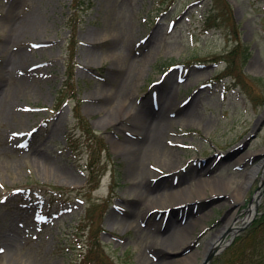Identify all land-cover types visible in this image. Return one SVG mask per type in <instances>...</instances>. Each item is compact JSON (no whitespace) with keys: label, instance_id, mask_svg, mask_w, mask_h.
<instances>
[{"label":"rangeland","instance_id":"374dc122","mask_svg":"<svg viewBox=\"0 0 264 264\" xmlns=\"http://www.w3.org/2000/svg\"><path fill=\"white\" fill-rule=\"evenodd\" d=\"M212 1L0 0V264H199L227 223L209 264L257 260L264 167L241 185L264 157V0H216L244 86L214 60L235 42L205 30ZM165 94L157 151L134 150Z\"/></svg>","mask_w":264,"mask_h":264},{"label":"bare ground","instance_id":"6f19581e","mask_svg":"<svg viewBox=\"0 0 264 264\" xmlns=\"http://www.w3.org/2000/svg\"><path fill=\"white\" fill-rule=\"evenodd\" d=\"M33 25L34 22L33 20H23L20 22H17L16 24H14L13 30L12 31H19V30H34L33 29ZM163 99V102H167L170 101V95L169 94H165L164 98L162 96L161 101ZM172 100L170 102L169 105H166L162 111V113L157 114L155 112V114L151 115L150 114H143L144 113V108L138 109V118L135 119V127L136 129H140V131L138 133H136V137L138 140L137 143V147L134 145V150L140 151V152H148L149 150L152 149V151H157L156 147H154V145L156 144V137L161 135L162 132H164L165 128H166V124L169 121V117L166 115V108H168V106L172 107ZM264 116V113L262 114ZM134 127V126H133ZM135 128H133V130H136ZM134 133V132H133ZM164 159H171L172 155L170 153H166L163 155ZM264 167V157L259 161V163L254 166L251 171L250 174L242 181V185L241 187L243 189H245V187L247 186V184L249 183V181L251 180V178L254 176V174L256 173V171L261 168ZM143 171V169L138 168L137 172ZM177 192H175V194L178 193V190H176ZM171 193H169L168 195H170ZM179 197V195H175L172 196V199ZM255 197H253L252 202L250 203V206L247 208L246 210V216L244 219V221L249 220L250 217L254 214V210H255ZM231 223H227L221 230H219L214 238L208 242L205 246L204 252H203V256L210 250V249H214V247H216L220 241L221 238H223L224 232L226 230H229L230 232H233L234 230V226L230 225ZM175 233V231H174ZM8 244V243H6Z\"/></svg>","mask_w":264,"mask_h":264},{"label":"trees","instance_id":"16d2710c","mask_svg":"<svg viewBox=\"0 0 264 264\" xmlns=\"http://www.w3.org/2000/svg\"><path fill=\"white\" fill-rule=\"evenodd\" d=\"M215 4H212L210 8H206V10L203 13V24L205 25V30L211 29L213 27L219 28L223 27L222 25H226V29L228 31L227 35L231 39L234 40L235 44L233 47L226 51L224 55L221 56H214V60L217 58H221L225 61L226 63V68H227V73L228 74H233V78L235 82L241 86H244V82L240 80L239 76L237 74H234V69H236L239 64L243 63L245 60L248 59L250 52L248 49V46L245 45L240 37H239V30H238V24L234 21L233 17L231 16L230 8L228 5L224 4L222 7L214 11V9L217 8L216 5V0H213ZM212 1V3H214ZM86 2L85 0H81L78 2L76 0V5L75 8L77 11L83 10L85 8ZM257 80L260 81V78H257ZM89 168H92V164L89 165ZM253 227H261V229L264 230V213L260 215L253 223ZM255 232H252V230L249 232L250 234L248 235L249 238L254 237L257 229H254ZM252 239V238H251ZM264 239V235H263ZM253 241V240H251ZM257 241V240H255ZM259 241V240H258ZM264 241V240H263ZM255 243V242H254ZM231 248V247H230ZM257 248V247H256ZM256 253V258L257 260H249L247 264H264V246L257 249V251H254ZM98 256H96L94 261L101 263H105V260L101 258V260L98 261ZM91 261V260H90ZM231 261V260H230ZM233 264V261H232Z\"/></svg>","mask_w":264,"mask_h":264},{"label":"water","instance_id":"95a60500","mask_svg":"<svg viewBox=\"0 0 264 264\" xmlns=\"http://www.w3.org/2000/svg\"><path fill=\"white\" fill-rule=\"evenodd\" d=\"M254 135V134H252ZM255 210H254V214L256 213V207H257V203L255 204ZM254 214L250 217V219L247 221V223L254 217ZM236 231H233V234H235ZM222 240V238H221ZM221 250V247H214V249H210L201 259L199 264H208L211 257L213 256V254L219 252Z\"/></svg>","mask_w":264,"mask_h":264},{"label":"snow or ice","instance_id":"6c2138e0","mask_svg":"<svg viewBox=\"0 0 264 264\" xmlns=\"http://www.w3.org/2000/svg\"><path fill=\"white\" fill-rule=\"evenodd\" d=\"M0 251H2V250H0Z\"/></svg>","mask_w":264,"mask_h":264}]
</instances>
